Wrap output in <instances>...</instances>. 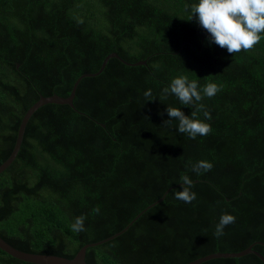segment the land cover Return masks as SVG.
I'll use <instances>...</instances> for the list:
<instances>
[{
    "label": "trees",
    "instance_id": "obj_1",
    "mask_svg": "<svg viewBox=\"0 0 264 264\" xmlns=\"http://www.w3.org/2000/svg\"><path fill=\"white\" fill-rule=\"evenodd\" d=\"M110 52L146 64L111 58L83 77L84 114L33 113L0 173V236L72 258L172 187L87 264H185L264 242V0H0V164L39 95L68 96ZM0 264L34 263L0 249Z\"/></svg>",
    "mask_w": 264,
    "mask_h": 264
},
{
    "label": "water",
    "instance_id": "obj_2",
    "mask_svg": "<svg viewBox=\"0 0 264 264\" xmlns=\"http://www.w3.org/2000/svg\"><path fill=\"white\" fill-rule=\"evenodd\" d=\"M111 58H116L119 61L123 62L126 65H139V64H146V60H140V61H136V62H128L126 60H124L123 58H121L116 52H110L109 54H107L99 69L96 72H92V73H84L82 75H80L79 77H77V79L74 81L70 93L68 96L63 97L57 94H52L49 96H43V95H39V98L30 106L28 107V109L24 112L20 123L18 125V129L16 132V137H15V143L14 146L12 148L11 153L9 154V156L7 157V159L5 161H3L0 164V173L3 172L16 158L21 144H22V140H23V135L25 132V127L26 124L29 120V118L33 115V113L39 109L41 106L45 105V104H67L69 105L72 109H74L75 111L84 114L83 112H80L78 110L75 109L74 104H73V98L75 96V91L77 88V85L79 83V81L83 78V77H92V76H97L99 75L105 65L107 64L108 60ZM19 63H16V68H19ZM102 127H104V124H101ZM196 180H194L195 182ZM172 187H169L163 194L162 197H160L157 201H155L154 203H152L151 205H149L147 208H149L150 206L155 205L156 203L162 201L164 199V196L167 194V192L171 189ZM146 208V209H147ZM146 209L142 210L140 213H138L133 219L132 221L126 225L122 230H120L119 232H116L115 234H113L112 236H109L105 239H102L100 241H96V242H91V243H86L83 246H81L79 248V250L76 252V254L74 255V257L72 258H66V257H62V256H57V255H51V254H42V253H30V252H25L22 251L20 249L15 248L14 246L10 245L8 242H6L1 236H0V249L3 250L4 252H6L7 254H9L10 256L22 260V261H26V262H30V263H34V264H87L86 260H85V255H86V250L89 247H93V246H97L100 245L118 235H120L121 233H123L141 214L142 212H144ZM255 244H264V242L261 241H256L254 243H251L250 245H248L246 248H244L243 250L237 251V252H215V253H211L208 255H204L201 257H198L194 260H191L185 264H200L206 260H209L211 258H216V257H222V258H237V257H241L247 254H254L256 255L263 263H264V256L259 253L258 251L253 249V245Z\"/></svg>",
    "mask_w": 264,
    "mask_h": 264
}]
</instances>
